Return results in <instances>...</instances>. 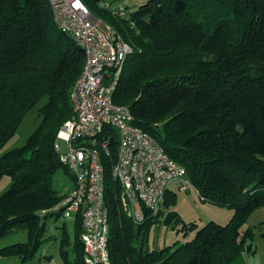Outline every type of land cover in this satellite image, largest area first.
Listing matches in <instances>:
<instances>
[{
	"label": "trees",
	"instance_id": "1",
	"mask_svg": "<svg viewBox=\"0 0 264 264\" xmlns=\"http://www.w3.org/2000/svg\"><path fill=\"white\" fill-rule=\"evenodd\" d=\"M83 1L132 48L114 103L129 107L134 124L186 168L203 203L233 211L226 225L211 221L199 228L169 211L178 200L169 190L163 202L168 213L149 212L136 224L113 178L118 133L108 129L111 155L103 154L102 163L111 264H231L244 253L255 255L248 220L264 207V0H148L128 17L101 0ZM85 62L84 48L56 25L49 0H0V150L48 96L27 142L0 156V180L12 181L0 196V240L28 232L27 242L0 249V258L32 264L46 220L61 217L42 211L67 198L54 187L58 170L73 180L55 145L75 116L71 91ZM82 221L79 212L73 240L62 227L65 264H85ZM160 222L194 236L151 249L150 231Z\"/></svg>",
	"mask_w": 264,
	"mask_h": 264
},
{
	"label": "built area",
	"instance_id": "2",
	"mask_svg": "<svg viewBox=\"0 0 264 264\" xmlns=\"http://www.w3.org/2000/svg\"><path fill=\"white\" fill-rule=\"evenodd\" d=\"M49 3L56 25L84 48L86 62L71 91L75 116L58 134V140L66 143V151L61 153L58 140L55 145L61 162L73 176L74 187L61 204L42 211V215L53 213L75 219L82 212L85 264H111L102 163L103 154L111 155L108 129L118 133L113 178L120 183L123 207L136 224L143 223L149 212L155 215L162 209L172 185L186 192L192 183L186 168L134 124L131 109L113 101L131 46L111 25L95 17L83 0ZM110 10L120 17L127 13L125 4Z\"/></svg>",
	"mask_w": 264,
	"mask_h": 264
},
{
	"label": "rangeland",
	"instance_id": "3",
	"mask_svg": "<svg viewBox=\"0 0 264 264\" xmlns=\"http://www.w3.org/2000/svg\"><path fill=\"white\" fill-rule=\"evenodd\" d=\"M102 1L103 0L100 1V5ZM104 1H106L107 3L109 2V7L111 8L112 6L116 8L121 3L125 4L127 8V13L125 17H128L130 13L138 10L139 7L144 5L148 0H104ZM47 102H48V96L44 97L39 102V104L31 112L27 114L20 128L18 129L16 135L5 145V147L2 150H0V152L5 151L2 154L11 151L15 148L21 147L27 142V140L33 133L34 129L36 128L37 122L42 119V116L39 113V109L42 106H44ZM58 144L61 148V153H64V151H66V143L61 139H59ZM1 180H0V195L6 189H8L6 188L7 184L5 183V181L1 183ZM72 181L73 180L71 176L64 169L61 168L54 176V187L60 195H67L71 189L73 183ZM170 191L177 194L178 200L176 206H174V208H171L169 211L178 212L185 223L196 222L200 228L211 221L226 225L231 220V219L227 220L224 214L221 215L217 213L216 208H220V207L208 203H203L199 197L197 190L193 186H191L186 192H183V191H178L175 184L171 186ZM162 209L164 210L165 213H168V211L165 210L163 205H162ZM224 210H229V209L224 208ZM262 217L263 216H261V213L258 212L252 216L250 223L252 225H259L260 221H262L260 220ZM55 220H57V218L53 216L48 218L46 222L51 224L52 221L54 222ZM43 221H44V217H42V222ZM64 224L67 225V223ZM60 225L63 227L62 223ZM61 226L59 227L60 230H62ZM67 228L71 236V239L73 240L75 236V225L73 219H70L68 221ZM53 229H58V227L57 228L53 227ZM61 236H62V232L60 236L56 238L52 231H50L49 234L48 230H46L44 236V242L39 249L38 256L31 263L32 264H65L60 254ZM193 236H194V232L184 234V232L182 231L178 232V228L167 226L163 222H160L154 227H152L150 231V247L151 249H157V248L165 247L167 245H172L176 241L182 243L188 239H191ZM27 241H28V232L25 230H17L11 235L0 240V249L19 242H27ZM68 250H69L70 258L72 260H75V252L73 250V244L69 246ZM0 264H20V258L16 256L8 257V258H0Z\"/></svg>",
	"mask_w": 264,
	"mask_h": 264
},
{
	"label": "crops",
	"instance_id": "4",
	"mask_svg": "<svg viewBox=\"0 0 264 264\" xmlns=\"http://www.w3.org/2000/svg\"><path fill=\"white\" fill-rule=\"evenodd\" d=\"M112 4V3H111ZM122 4V3H121ZM101 5H109V2L107 3L106 1H102ZM120 5V4H119ZM126 6V5H125ZM113 7V6H112ZM41 120H39L36 124V127L40 124ZM36 129V128H35ZM34 129V130H35ZM5 152V151H1L0 152V156L3 155L2 153ZM5 181V183L7 184V187L6 188H9L12 181H11V178L6 176L4 177L2 180H1V183H3ZM73 182V181H72ZM74 187V182L72 183V186H71V189L69 191V193L72 191ZM7 190V189H6ZM5 190V191H6ZM4 191V192H5ZM3 192V193H4ZM2 193V194H3ZM68 193V194H69ZM1 194V195H2ZM67 194V195H68ZM0 195V196H1ZM174 208V207H172ZM217 210V213L218 214H221V215H225V218L227 220H230L233 216V211L232 210H224V208H216ZM260 212L261 213V216H263L260 220V224L259 225H252L250 223V220L252 218L253 215H255L256 213ZM56 217V216H55ZM264 207L262 208H259L257 209L249 218L248 220V225L253 227L254 230H255V233H256V238H255V244H256V247H257V253L255 255H251L249 253H244L241 257H239L237 260H235L234 262H232L231 264H264ZM70 219H63V218H59L57 220H55L54 222L52 221L51 224L47 223V230L50 234V231H52L54 233V236L57 238L58 236H60L62 230L59 229V227L61 226L60 224L62 223V225L64 223H67V226H68V221ZM74 221V225H75V219H73ZM54 223V224H53ZM53 227L57 228L58 229H53ZM62 227V226H61ZM69 228V227H68Z\"/></svg>",
	"mask_w": 264,
	"mask_h": 264
}]
</instances>
